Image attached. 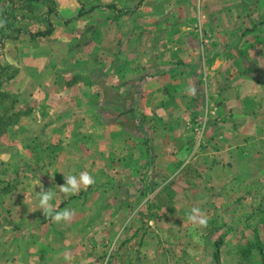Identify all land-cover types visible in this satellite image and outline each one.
Returning <instances> with one entry per match:
<instances>
[{
    "label": "rangeland",
    "instance_id": "374dc122",
    "mask_svg": "<svg viewBox=\"0 0 264 264\" xmlns=\"http://www.w3.org/2000/svg\"><path fill=\"white\" fill-rule=\"evenodd\" d=\"M234 2L239 0H13L11 4L0 0V54L7 53L5 58H0V93L8 95L5 103L16 101L15 112L19 113L8 129L4 143L0 144V264H100L106 262L104 258L109 248H118L108 263L117 264L119 256L115 254L122 248L146 247L147 242L142 239L132 243L129 238L125 242L117 241L123 224L118 221L117 214L122 209H118L116 203L120 206L119 197H127L126 202L134 199L136 192L124 191L122 187L130 189L132 183L120 168L132 163L135 153L144 156L148 152L151 121L154 119L155 123L165 125L172 123L171 133L177 131L179 136L183 131L181 123L197 124L193 130L198 132L201 124L244 123L245 115H248L243 106L231 113L223 108L220 110L235 83L228 77L229 69L235 66L237 76H241L240 65L229 62L236 50L235 53L231 52L232 49L217 52L212 45L202 48V38L205 39L207 32L211 33L214 44L220 38L219 27L227 30L236 27L237 31L244 27L242 16L235 17L239 20L235 23L232 11L237 6ZM48 6L54 12L50 13ZM79 13L82 14L79 16ZM49 20L54 27L53 33L33 39V33L49 28ZM226 37L224 33L221 38ZM238 37H241L240 33ZM193 41L198 47L197 44L190 46ZM39 51L44 53L41 58L36 55ZM216 52L219 60L228 61L224 68L220 62H214ZM254 52L259 56L263 49ZM199 53L210 57L203 65L210 69L214 67L211 69L214 77L218 76V80H211L208 85L204 82V87L211 89L207 94L199 95V112L180 111L168 118L163 112L141 111L137 123L135 117L138 115L133 118L125 106L124 111H118L120 114L115 116L118 122L113 126L100 120L90 123L87 128L79 123L70 128L44 129L42 123H30L33 118L30 114L39 103L36 96H29L25 91L36 92L39 78H51L53 72L58 76L64 74L62 77L72 83L88 82L97 87L99 80L106 76L116 80L121 73L125 77L133 73L137 74L136 77L145 73L153 76L164 71L183 75L188 69L186 61L196 58ZM249 66L252 69L250 75H260L259 65L251 63ZM238 84H242V80L237 81L236 86ZM184 86L180 78L174 80V99ZM112 87L117 86L112 84ZM215 91L217 94L214 95ZM75 95L73 101L81 93L78 91ZM174 105L181 107L183 99H178ZM253 114L262 116L259 112ZM136 128L140 131L137 132ZM133 131L142 139L137 150L128 141ZM178 139L177 150L183 145L180 136ZM244 141L243 136L239 138L240 146ZM192 146L188 143L177 153H184ZM155 161L154 156L149 159L153 168L159 165ZM176 161L177 164L181 162ZM191 167L182 177L192 183L198 177L194 173L196 165L192 163ZM146 168L139 177L145 190L137 194L145 196L144 199L148 195L152 200L149 189L159 175ZM71 171L77 175L87 171L95 182L84 187L82 192L65 194L59 190L65 183L62 174ZM218 175L208 178L220 181L225 176ZM240 184L236 183L238 187ZM42 186L54 193L51 204L56 211L72 210L70 219L57 222L38 209L35 191ZM258 194L264 193L256 196ZM196 195L194 198L199 199ZM55 198L57 202H53ZM202 199L211 201L210 194ZM153 203L150 201L149 210L147 206L145 208L154 220V225L149 227L156 229L155 248L168 251L169 255L157 256L158 264H165V258L171 264H216L214 252L216 244L222 240L220 264H264L258 248H264L263 204L256 202L251 208L237 205L231 216L229 209L220 208L209 212L204 224L199 223V214L196 221H190L188 209L185 212L187 220H182L179 225L184 227V232L177 228L178 235L171 240L166 231L160 229L164 215H160ZM211 203L208 204L210 207ZM171 250L173 255H170ZM65 255L71 259L66 260Z\"/></svg>",
    "mask_w": 264,
    "mask_h": 264
},
{
    "label": "crops",
    "instance_id": "0c3cea01",
    "mask_svg": "<svg viewBox=\"0 0 264 264\" xmlns=\"http://www.w3.org/2000/svg\"><path fill=\"white\" fill-rule=\"evenodd\" d=\"M233 4L237 6L232 11L234 13L233 17L242 16V23H245L244 27L239 31L236 27H229L228 30L219 27L220 38H218V43L214 44L211 42V33L207 32L204 35L205 39L202 38V48L206 49L212 45L217 52L222 49H232L231 52L235 53L236 50V54L232 55L229 62L240 65L242 68L241 76H237L235 66L229 69L228 77H230V80L235 81V85L233 84V88L227 93V99L223 101L220 110L223 108L224 111L231 113L243 106L245 113H248V115H245L244 123L201 124V131L198 132L193 130V127L197 124L181 123L184 132L180 131L179 136L183 145L179 148L185 147L188 143L191 146L193 145L192 149L181 154L177 153L180 149L177 150L175 146L180 142L179 136L176 134L177 131L175 133L170 131L173 126L172 123L165 125V123H155L154 119L151 121L149 124V126H152L150 128L151 135H149L151 140L149 147H147L148 152L144 156L142 153H135L133 156L135 160L120 168L121 172L132 183L129 185L132 186L130 189L126 186L122 187L125 189L124 191L132 190L136 192L134 199L130 198L126 202L127 197H119L117 201L120 202V206L116 203V207L122 209L117 216L119 223L123 224L118 233L119 238H117V241L121 239L125 242L129 238L128 240L132 243V241L142 239L147 244H145V248L140 246L122 248L115 254L117 257L119 256L117 264H158L157 256H169L168 251L165 252L155 248L154 234L156 229L149 227L154 225V220L151 219L150 213L145 208L147 206L149 210L150 201L154 202V207L160 210V215H164L162 225L159 226L160 229L166 231L165 233L171 240L178 235L176 233L178 232L177 228L184 232V227L182 228L179 225H181L182 220L185 221L186 219V210L190 209L191 211L193 207L199 208V215L206 219L209 212H215L220 208L223 210L229 209L230 213L228 214L231 216L237 205L251 208V204L254 203L255 205L256 202H259L264 206V194L256 196L257 193H264V0H239V2ZM235 19L237 24L239 20ZM224 33L227 34V37L222 39ZM238 33L242 38L238 37ZM194 44H197L198 47L196 41H193L190 46L194 47ZM6 46H8V42ZM255 49L260 51L263 49V53L255 56ZM217 52L214 55L216 59L214 62H220V65L224 68L228 61L219 60L220 56H217ZM5 54H0V58H5ZM36 55L41 58L44 53L39 51ZM196 56V58L186 61L188 69L185 70V74L164 71L149 77L143 83L139 103L136 110L131 113L133 118L138 115V117H135L136 122L138 118L140 119L139 114L141 111L151 114L163 112L166 113L165 115L168 118L172 116V113L180 111L199 112V95L207 94L211 89V87H204V82L208 85L209 81L218 80V76H216L217 78L214 77L212 71L214 67L211 70L203 65L210 57L200 53ZM251 63L260 66L259 76L250 75L252 69L249 65ZM223 71L225 72L224 69ZM218 73L219 71L216 72L217 75ZM62 76H58L53 72L51 78H39L36 92L25 91V94L29 96H32L31 94L36 96L39 103V107L30 114L35 119L32 118L30 123H42L44 129L52 127L70 128V126L79 123L87 128V126L90 127V123L100 120L108 126H113L115 122H118L116 121L117 117H115L120 114L118 111H124V107H127L125 97L132 92V88L125 85L124 82L136 78L137 74L133 73L131 76L125 77V74L121 73L116 76V80L113 77L106 76L104 80H99L100 85L106 86L105 88L100 87V85L96 87L88 82L75 84ZM176 78H180L185 86L179 89L178 95L174 96L177 99H174L172 91L174 88L172 87ZM240 80H242L244 86L242 84L236 86L237 81ZM70 83L71 86L69 87ZM112 84L117 87H112ZM164 89L169 90L165 91ZM78 91L81 95L76 101H73L76 97L75 93ZM215 94H217V91H215ZM161 96H164V98H160ZM178 99H183L181 107L174 105V102ZM254 112H259L262 116L254 115ZM213 122L215 121L213 120ZM196 129L200 130L198 127ZM136 130L138 132L139 129L136 128ZM137 136L133 131V134L128 137V141L131 142L134 150L139 149V144L142 143V139ZM242 136L245 141L244 145L240 146L239 138ZM184 137L187 138L186 141ZM106 142L109 143V140H106ZM184 150L186 149L184 148ZM153 156L156 159V164H159L155 166L158 169L153 168L154 166L149 162V159H152ZM122 160L124 161V159ZM176 160L181 162L177 164ZM147 162H149V167H147L150 169L149 171L154 170V174L159 175L155 178L151 189H149L151 191L149 195H153L152 200L148 195L144 199L145 196L140 197L137 194L145 190L139 177L145 171L144 168H146ZM192 163L196 165L194 173L198 178L191 183L182 176L186 175V171L190 170L189 168H192ZM69 174L75 173L71 171L62 175L67 176ZM218 174L225 176L220 181L208 178L211 175L217 177ZM202 177H206V179L202 180ZM161 178H164L163 181ZM62 180L64 181V179ZM207 181L210 184H207ZM236 183L242 184L238 187ZM83 189L84 187L79 191L82 192ZM237 192L240 195L237 196ZM194 194H198L196 196L200 198H194ZM206 194H210L211 201L210 199L203 201L202 197H205ZM240 196L243 199L241 198L239 202ZM56 199L53 202H57ZM209 202H212V207L208 205ZM151 207L153 208V206ZM144 227L148 229H142ZM228 237H231V234ZM117 249L109 248L104 258L106 262L103 260L104 262L100 264H108L112 254ZM170 253V255L174 254L172 250ZM152 256H154V259L150 260ZM164 261L165 264H171V261H168L167 258Z\"/></svg>",
    "mask_w": 264,
    "mask_h": 264
},
{
    "label": "trees",
    "instance_id": "16d2710c",
    "mask_svg": "<svg viewBox=\"0 0 264 264\" xmlns=\"http://www.w3.org/2000/svg\"><path fill=\"white\" fill-rule=\"evenodd\" d=\"M7 3L11 4L13 0H5ZM29 2H39L42 0H28ZM95 8V7H94ZM92 8V9H94ZM48 9L50 13L54 12L52 7L48 6ZM82 13H79V16ZM54 31V27L52 25V22L49 20V28L46 30L38 31L37 33H33L31 36L33 39H36L38 37H48L50 36ZM154 76V75H153ZM152 77L150 73H145L141 75L140 77H136L131 80H127L124 82L125 85H129L130 88H132V92L127 95L126 99V105H127V112L132 113L134 110H136V107L140 100V93L143 83L149 78ZM0 144L4 143L7 135L9 134L8 129L13 123V120L15 118L19 117V113L15 112L16 110V101H10L9 103H5V100L8 99V95L5 93H0ZM63 204V203H62ZM223 242V240L221 241ZM221 242H218L216 244V249L214 252V260L216 261V264H220L221 259ZM259 252L262 255V258L264 260V248L262 246H259Z\"/></svg>",
    "mask_w": 264,
    "mask_h": 264
},
{
    "label": "clouds",
    "instance_id": "9594fccd",
    "mask_svg": "<svg viewBox=\"0 0 264 264\" xmlns=\"http://www.w3.org/2000/svg\"><path fill=\"white\" fill-rule=\"evenodd\" d=\"M65 183L59 187V190L65 194H73L78 192L82 187H87L95 182L94 177L87 171H81L79 174H69L64 176ZM36 192V206L45 216H50L54 221L68 220L72 216V210L64 208L60 211H56L54 206L51 204L54 198L52 190H45L43 186L39 191ZM200 213V209L193 207L188 215L190 221L197 220V214ZM199 223L204 224L206 220L203 216L199 217ZM66 260H70L71 257L65 255Z\"/></svg>",
    "mask_w": 264,
    "mask_h": 264
}]
</instances>
